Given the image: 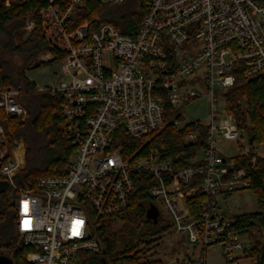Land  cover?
Returning a JSON list of instances; mask_svg holds the SVG:
<instances>
[{"label":"built area","instance_id":"obj_1","mask_svg":"<svg viewBox=\"0 0 264 264\" xmlns=\"http://www.w3.org/2000/svg\"><path fill=\"white\" fill-rule=\"evenodd\" d=\"M39 1L46 4L40 16L51 51L40 54L36 64L61 54L60 74L66 79L35 90L0 87V182L17 193V231L21 244L32 249L26 260L84 264L81 252L102 251L99 221L125 212L138 180L145 178L153 182L148 193L161 218L165 215L173 232L198 250L195 258L187 254L177 264H207L208 250L218 247L226 264H256L249 257L253 239L233 229V215L222 202L250 187L249 168L237 169L233 160L258 148L249 137L244 140L236 117L248 109V97L241 96L231 109L226 93L235 86L238 64L246 80L264 78V4L149 0L138 34L128 37L109 23L85 21L72 30L71 17L85 0ZM35 27L28 21L24 30L29 35ZM34 92L58 97L73 154L61 175L23 188L16 178L26 166V146L12 139L10 122L27 120L24 97ZM204 96L209 101L204 121L184 122L179 109ZM190 124L205 127L206 147L195 164L180 166L186 156H167L153 137L169 125ZM200 136L198 127L184 143L195 144ZM125 142L133 143L126 153ZM223 149L236 154L228 158ZM256 165L253 158L251 168ZM198 194L203 199L195 218L187 201Z\"/></svg>","mask_w":264,"mask_h":264},{"label":"trees","instance_id":"obj_2","mask_svg":"<svg viewBox=\"0 0 264 264\" xmlns=\"http://www.w3.org/2000/svg\"><path fill=\"white\" fill-rule=\"evenodd\" d=\"M5 1L0 0V47L11 55L25 57L26 64L13 76L8 67L0 63V87L14 86L35 90L37 86L26 77L25 67L32 64L33 69L40 67L43 64H36L38 56L51 51L40 16L46 4L31 0L13 3L7 7ZM148 1L126 0L116 4L104 0H85L83 7L71 17L70 28L73 30L85 21L94 26L109 23L123 35L135 37L147 12ZM259 2L264 4L262 0ZM28 21H34L36 24L29 35L24 30ZM61 58L60 54L54 62L60 61ZM234 75L235 86L226 93L229 107L234 109L239 98L247 95L248 109L236 113L238 126L255 144L261 145L264 143V78L246 80L242 64L234 67ZM24 103L28 111L27 120L24 123L15 120L10 122L13 129L12 139L22 140L26 145V166L17 176L16 182L20 187L34 188L41 177L57 176L64 172L71 160L73 147L65 134L57 96L50 92H34L24 97ZM198 127L201 128V136L195 144L186 145L185 136ZM205 138L203 125L190 124L181 129L169 125L154 136L153 141L165 146L167 156L185 155L186 159L180 164L183 166L195 164L196 156L205 150ZM124 145L126 153L133 143L125 142ZM255 153L251 151L247 156L233 160L237 169L249 168L248 189L258 198L259 212L238 215L232 219V226L239 233L250 234L254 246L249 257L255 258L256 264H264V157H258V163L252 169L250 156ZM152 184L149 179L138 180L131 197V206L115 217L99 221L98 235L102 251L104 250L106 255L103 256L102 251L81 252L79 258L84 264H163L155 252L158 240L154 239L163 231L159 227L162 218L154 224L147 217L151 203L148 190ZM16 198L17 193L12 189L0 194V253L9 254L15 264H30L26 256L32 249L18 244L20 236L17 231ZM202 199L203 196L198 194L187 201L188 209L195 218H198ZM117 223L121 224L118 230L115 229ZM148 239L152 240L147 241ZM151 251L153 253L148 255ZM133 252L136 254L130 256Z\"/></svg>","mask_w":264,"mask_h":264},{"label":"rangeland","instance_id":"obj_3","mask_svg":"<svg viewBox=\"0 0 264 264\" xmlns=\"http://www.w3.org/2000/svg\"><path fill=\"white\" fill-rule=\"evenodd\" d=\"M0 63L8 67L12 75L15 76L22 70L23 65L26 64V58L21 55H11L0 47ZM33 66L34 65L32 64L25 67V75L28 80L33 82L37 87H57L59 83L66 79L60 74V61L44 63L35 69H33ZM208 112L209 101L205 96L178 111L180 116L183 117L182 120L184 122H192L196 120L204 121ZM247 137L249 136H244L245 141ZM23 144L25 145L24 142ZM227 145L234 147V143H227ZM223 148H226V145H223ZM254 152L256 153L251 155L250 159L252 160L253 158H256V163H258V157H264V143L258 145V148H256ZM222 153L228 158H232L236 154L233 151L224 149L222 150ZM222 205L227 215H248L259 212L258 198L250 189H243L234 192L227 201L222 202ZM120 227L121 224L117 223L115 225L116 230ZM159 227L163 229V231L154 238L158 240L155 252L158 253V260L163 264H177L178 261L185 259L187 254H194L193 258L198 255V250L190 248L187 245L184 236L177 235L173 232L170 222L165 215L163 216ZM92 230L93 233L97 235V231L95 229ZM151 240L152 239H148L147 241ZM18 244H21L20 237L18 239ZM152 253L153 251L148 252V255ZM135 254L136 252H133L130 256H134ZM138 256L140 257L141 255H137V257ZM206 261L207 264H226L219 247L208 250ZM241 264H249V262L243 261Z\"/></svg>","mask_w":264,"mask_h":264},{"label":"water","instance_id":"obj_4","mask_svg":"<svg viewBox=\"0 0 264 264\" xmlns=\"http://www.w3.org/2000/svg\"><path fill=\"white\" fill-rule=\"evenodd\" d=\"M262 1L264 2V0H262ZM253 142H254V140L251 138L250 143L252 144ZM7 189H8V183L7 182H0V194L6 192ZM147 217H148V219H151L154 224H157L159 221V218L161 217L159 210L154 205H152L151 203L149 204ZM237 217H238V215L233 216V218H237ZM102 254H103V256H105L106 252L103 250ZM103 260L105 261V258H103ZM0 264H15V263L9 254L2 252V253H0Z\"/></svg>","mask_w":264,"mask_h":264}]
</instances>
